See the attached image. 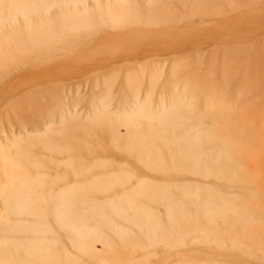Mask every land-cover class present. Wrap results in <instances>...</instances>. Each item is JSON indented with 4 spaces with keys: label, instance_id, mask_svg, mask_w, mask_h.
Wrapping results in <instances>:
<instances>
[{
    "label": "rangeland",
    "instance_id": "obj_1",
    "mask_svg": "<svg viewBox=\"0 0 264 264\" xmlns=\"http://www.w3.org/2000/svg\"><path fill=\"white\" fill-rule=\"evenodd\" d=\"M0 264H264V0H0Z\"/></svg>",
    "mask_w": 264,
    "mask_h": 264
}]
</instances>
